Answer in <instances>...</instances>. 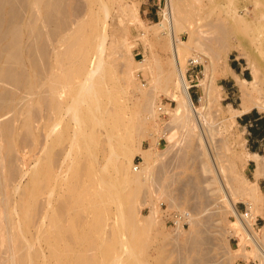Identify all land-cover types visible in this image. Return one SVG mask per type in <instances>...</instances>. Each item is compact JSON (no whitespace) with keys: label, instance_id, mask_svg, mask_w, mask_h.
Here are the masks:
<instances>
[{"label":"rangeland","instance_id":"374dc122","mask_svg":"<svg viewBox=\"0 0 264 264\" xmlns=\"http://www.w3.org/2000/svg\"><path fill=\"white\" fill-rule=\"evenodd\" d=\"M106 1L108 7L110 6V12L108 14L109 19L107 18V48L103 56L106 61L108 75H106L107 84L103 87V96L100 99L110 109L123 106L125 109V117H133L131 123L138 121L137 119L139 117L144 120L145 124H142L144 128L137 125V128H139L136 129L135 122L133 124L137 131L141 128V132L139 130L140 133L135 132L132 124L127 127V130H123L127 139H130V137L133 138V140L130 139L133 143H130L127 139L124 140V143L132 144L135 151L132 166L137 168L145 161L144 155L138 151V148L144 150L153 149L151 153L155 159L152 162L151 174L144 181L139 194V200L136 204V211L139 212L135 217V221L138 224L137 228L120 229L123 235L122 238L128 239L130 249L135 252L134 256L138 257L136 260L139 259V263L177 264L179 255L176 252H169V250L173 245L183 244L188 239L189 232L192 228L184 212L186 211L185 209L188 210V206L196 205V213L198 214V219L201 221V227L205 231V235L207 237L208 235L210 236L211 244L204 247V249L206 248L205 252L207 254V247L210 248L208 258H212V261L204 262L205 264H217L219 262H227L228 264H260L259 260L255 257L251 242L246 240L242 242L238 236L228 238V232L232 227L238 226V221L229 209L224 207L222 209V207L220 208L214 204V197L221 196V193L219 194L218 190H216V188L219 189L220 187V180L217 179L210 169L212 165H218L219 169L220 167L223 169L220 179L224 182L226 188L228 186L232 187L234 177H239L243 182L244 180L247 182V186H251L249 185L250 182L257 183L264 193V177L259 179L255 178L256 164L253 162L250 163L249 161L242 164L236 160L237 156H246L248 152V143L244 129L239 125L238 117H232L230 113L232 112V108H240L242 97L236 78L232 74H228L227 76L221 74V67L229 66L234 68L241 79L253 80L255 73L263 80L264 43L253 40L252 38L253 28L256 26L255 19L251 17L253 10L251 2L254 0H184L183 3L188 8L183 9L185 11L184 13L197 9L199 16L203 15L205 11L214 12L211 14L212 16L204 18L203 20L199 18L194 24H191L195 20L194 18L183 22L182 29L178 31V37L186 44L181 49V63L183 64L189 83L190 95L196 105L201 106L204 104L200 108L204 113L208 114L205 121L206 127L211 130L209 149L200 145L197 129L195 131H189L186 128L171 124L173 119V115L171 114L177 107V102L173 101L172 97L164 89L159 88L155 91L157 99L155 100L154 107H164V110L157 114V117L146 118V114L143 115V110H141L142 113L139 112L142 108L141 93L149 91L152 87L151 77L153 73H157L160 65L168 66L172 60L169 36L163 34L165 30H162V28L155 27L164 20L167 0ZM82 2L86 5L85 0H82ZM99 4L98 1H93L92 9H94L95 15H98L97 17H103V8ZM122 6H129L132 10L131 16H123V23L119 17ZM229 9H233V11L237 9L239 13V16L237 15L238 24L235 23L233 25L230 24L232 23L231 21H228L225 10ZM205 16L203 15V17ZM220 17L225 19V24L231 29L228 37V41L232 45L230 54L228 57L224 55L217 57L216 67H207L209 65L207 59L200 61L197 66L193 67L190 65V61L194 56L192 49L195 48L197 42L213 44L218 35L215 30L210 29L209 23L212 22L213 24L214 21L212 20L219 19ZM158 31L162 38L159 42L155 40L154 36L155 32ZM203 31L205 32L203 33ZM62 48L65 49L64 46ZM119 77L121 78L119 80L120 83H118L121 84L119 85L120 87L117 86V83L115 85V80ZM128 77L129 79H126ZM207 79H212L209 85L211 87L210 99L213 101L212 107L208 106V108L203 100V97L207 93L205 86ZM79 82V79L75 80L69 86L70 88L67 89L68 92L64 94L62 99L66 104L71 103L69 96H75L74 92ZM261 86L263 90L257 95V103L260 107H254L255 109L253 108L251 112L264 116V80ZM171 89L176 95L180 96V90L178 88ZM110 93L111 95H109ZM110 96L114 98L113 103L110 100L107 101ZM35 106L33 105V110H39L40 107L38 105ZM69 114H65L63 117L64 120L61 122V127L65 131L64 140L61 144H55L51 141L49 147L45 146V143L49 139H46V132L43 130L45 123L44 117L36 121L35 127H38L37 131L29 135L30 137L25 138L26 141L22 140L24 137L23 132H17L13 137H4L1 139L3 148L0 150V165H5L4 162L6 160L13 158V161H11L17 174L14 181H10L9 187L6 188L7 190L5 189V197L9 201L6 210L8 216L4 208L0 209V264H11L4 259L5 252L10 248L4 235V231H8L5 227L7 224L11 225L10 231L15 235V242L11 243L12 246H10L12 248L18 245L19 247H24V242L18 244L21 240L20 230L24 228L23 215L26 208L30 205L35 192H37V203L35 204L34 210L30 213L34 219V225L30 228L32 233L41 236V240L36 245V251L40 252L43 249L46 252L45 254H48L47 246L42 240L46 235L53 234L54 227L48 223L50 220L47 218L44 219V225L41 221H43L42 216L44 215L46 200L49 199L48 191L51 187L54 192L50 199L52 206L49 212L53 214L61 203H64L66 206V210L62 213L63 217L61 216L62 214L59 215L62 225L61 240H59L61 252L65 253L64 249L74 250V248H78L76 237L90 236L92 240L95 237V241L98 240L97 244H106L113 234H117L114 231L116 228L113 229L111 227V223L113 224L117 219L116 213L114 214L115 205L113 204L110 206V214L109 217L107 216L110 219L107 220V226L103 233L96 232L90 225L94 219V215L90 209L86 210L84 207L85 205H89L93 197V192L95 191L93 184L97 178L96 170L101 167L98 165H105L102 160L106 152L102 153L103 147L99 145L96 147V143L93 140L91 142L90 139L94 137L91 135L94 132V127L91 124H87L86 127L84 126V134L90 139L87 137L84 140V136H81V138L79 134L78 140L80 138L81 140L78 141L77 137L76 142L70 144L71 137L74 131L76 132V130H73V126L75 124L74 128L77 129L76 127L78 125L74 120H71L72 117L69 118L71 116ZM142 119L140 121L143 122ZM73 122L75 123L73 124ZM170 127L171 131L168 130L174 136V143L171 151L165 154L171 143L164 133ZM262 128L264 129V126ZM103 130L102 128L101 131L103 132ZM104 138V135H101V139L103 140ZM82 140L88 142L87 144L85 143L86 146H84ZM9 142L12 145L10 150H8ZM91 146L94 147L93 149L95 151L90 150L92 148ZM64 150H71V155L63 165V173L58 177L56 174V165L54 164L60 158L58 153ZM41 152L44 153L41 154ZM45 154L47 155L45 156ZM94 156L100 158V161L97 162L98 164L94 161ZM50 162L51 165H49ZM233 165H236V167L233 168ZM132 171L133 173L136 172L134 169ZM0 172L4 174L5 169H0ZM187 181L193 182L195 188L190 185L186 186L184 193V202L186 201V204L183 205L185 208L177 209L170 207L167 197L162 193L167 191L173 193L174 190H179L182 184ZM18 184L21 185L16 191L15 189L18 187ZM164 187L165 190L163 189ZM213 189L217 193L213 194ZM76 195H79L81 200L78 204L73 200V197ZM247 203H249L248 200L238 195L236 207L240 212L243 213L245 211ZM157 205L159 211L155 213L153 220L146 219L151 215L153 207L155 208ZM255 217V220H257L254 226L255 232L259 236H262L264 232V211L262 213L256 212ZM64 218L66 221H64ZM18 223L20 229H18ZM40 223L43 225L42 228H39ZM179 226H181L183 232L178 230ZM242 246L247 250L246 256L240 253ZM236 250L240 254L236 253ZM132 251L130 252L133 255ZM71 257L72 253H70ZM64 260L65 258L62 257V264L65 263ZM40 264H43V261Z\"/></svg>","mask_w":264,"mask_h":264},{"label":"bare ground","instance_id":"6f19581e","mask_svg":"<svg viewBox=\"0 0 264 264\" xmlns=\"http://www.w3.org/2000/svg\"><path fill=\"white\" fill-rule=\"evenodd\" d=\"M85 1L86 5L82 0H0V150L3 148L1 139L13 137L17 132H23L24 137L22 136V140L26 141L25 138H28L29 135L37 131L38 127H35V123L41 117L45 119L43 130L46 132V139H49L47 142L45 139V146L47 147L50 146L51 141L55 144L63 143L65 131L61 127V122L64 120L65 114L70 113L71 116L69 118L72 117L71 120H74L78 125L77 129H75V122H73V130H76V132L74 131L73 133L71 131L73 135L70 144L75 143L77 137V140L79 139V134L80 137L84 136L83 138L86 140L88 136L84 134V126L86 127L87 124H91L94 127V132L91 135L94 137L92 139L88 137V139L91 142L93 140L96 143V147L98 145L102 146V153L106 152V154L102 160L105 165H98L101 166L99 169L96 166L98 169H95L97 171V178L93 184L95 191L89 205H85L84 208L86 210L90 209L94 215V219L90 224L91 227L96 232L103 233L107 226V220L110 219L107 218L110 214V206L112 204L115 205L114 214L116 213L117 219L113 224L111 223V227L117 229L114 230L117 234H113L106 244H97L98 240L95 241V237L94 240L90 236L76 237L78 248L76 247L74 250L66 249L67 251L64 249L65 253L61 252L59 240H61L62 225L59 215L66 210V206L64 203H61L54 213L52 211L53 214L49 212L52 206L50 199L54 192L51 187L48 191L49 199L46 198L47 203L44 208V215L42 216L43 221L40 219L44 225V219L47 218L50 220L48 223L54 227L53 234L46 235L42 240L47 246L48 254L46 255L43 249L40 252L36 251V245L41 240V236L32 233L30 228L34 225V219L30 213L34 210L37 203V192H35L30 205L26 208L23 215L24 228L20 230L21 240L18 244L24 242V247H19V245L17 246L18 248L16 246L14 248L11 247V243L15 242V235L10 231L11 225L7 224L5 226L8 231H4V235L10 248L5 252L4 259L11 264H40L41 261H43V264H62V257L65 258L64 264H145L141 260V263H139V259L136 260L138 257L134 256L135 252L130 249L128 239L122 238L123 235L120 229L137 228L138 224L135 221V217L139 212L136 211V204L139 200L141 187L152 171V162L155 160L151 153L153 149L144 150L138 148V151L144 155L145 161L139 167L134 168L132 163L135 151L132 144H130L133 143L130 140H133V138L127 139L123 130H127V127L132 124L136 133L139 130L141 132V128H144V126L142 127V124H145L144 120L136 116L138 121L133 120L136 124L135 126L133 125L134 122L131 123L133 117H125L123 106L110 109L100 99L103 96V87L107 84L106 75H108L103 54L107 48V18L110 6L108 7L106 0ZM93 1H98L101 4L103 17L95 15L94 9H92ZM183 3L184 0H167L164 20L155 26L165 30L163 34L169 36L172 60L168 66L160 65L157 73H153L151 77L152 87L149 91L141 93L142 106H140L142 108L139 112L143 110V115L146 114V118L157 117V114L161 113L164 107H154L155 100L157 99L155 91L159 88L164 89L172 97V100L177 102V107L171 114L173 115L171 124L186 128L189 131L197 129L200 145L209 149L211 130L206 127L205 121L208 114L204 113L200 108L204 104L201 106L196 105L190 95L189 83L185 75V69L181 63V49L186 44L178 37V31L182 29L183 22L194 18L195 20L191 23L194 24L199 18L201 20L208 18L214 12L205 11L203 14L206 15L205 17L203 15L199 16L198 9L184 13L183 9L188 8ZM251 4V7H253L251 17L256 21V26L253 28L254 32L251 31L253 33L252 38L264 43V0H254ZM237 9H234V11L233 9L225 10L228 21L232 22L230 24L235 25V23H239L237 21V15L239 14ZM131 14L132 10L129 6H122L121 15L119 16L122 20L121 22L123 23V16L129 17ZM212 21H214L213 24L212 22H208L210 29L215 30L218 35L213 44L197 42L195 48L192 49V54L194 55L192 59L195 62L207 59L209 64L207 67H216L217 57L221 55L228 57L232 49V45L228 41L231 29L225 24V19L220 17ZM198 28L200 27L198 26ZM154 36L157 42L161 41L162 38L159 31L155 32ZM63 46L65 49L62 48V50L61 47ZM123 70L120 71L124 72L125 70ZM126 72L128 73V71ZM221 74L224 76L232 74L240 86L242 97L240 108H232V112H230L232 117L247 113L254 107H260L257 103V95L263 90L261 85L263 84L264 75L263 80L255 73L253 80L241 79L234 69L229 66L221 67ZM129 77L126 79H129ZM77 79L80 82L76 85L75 96L70 95L71 103L66 104L62 98L68 92L69 86ZM119 80H121L120 77L115 80V85L116 83L117 86L121 85L118 84L120 83ZM211 80H206L207 93L203 97L207 108L208 106L212 107L213 104V101L210 99L211 87L209 82ZM175 87L180 90V96L172 91L171 88ZM109 100L110 102L114 101L113 96H110L107 101ZM33 105H38L40 107L39 110H33ZM136 122L139 123L137 124ZM137 125L141 127L138 131L136 130L139 128H137ZM171 127L167 128L164 133L171 143L165 154L171 151L174 143V136L170 132ZM102 128L104 129L103 132L101 131ZM101 135L105 137L103 140L101 139ZM126 139L130 143H124ZM84 140L82 141L84 146H86L85 143L87 144L88 142H84ZM76 145L74 144V146ZM91 147V149H87L95 151L94 147ZM11 148L12 145L9 142L8 150ZM43 153L41 152V154ZM70 153L71 150H64L58 153L60 158L54 164L56 165L58 177L63 173V165L71 155ZM94 157L98 160L94 159L96 163L100 161L98 156ZM250 157L256 160L255 178L264 177V157L247 153L246 156H237L236 160L245 164ZM11 160L3 161L5 165H0V169H5L4 174L0 172V209L4 208L6 213L9 201L5 197V189L9 187L10 181H14L17 174L14 165H12L13 160ZM49 165H51V162ZM235 167L236 165H233V168ZM132 169L136 170V172L133 173ZM210 169L217 179L220 180V187L219 189L216 188V190H218L219 194L221 193V196L214 197V204L220 208L222 207V209L223 207L229 209L238 221V226L232 227L228 232V238L238 236L242 242L243 240L251 242L255 257L259 260L260 264H264V232L262 236H259L255 232L254 227L256 222L255 213H262L264 211V193L257 183L250 182L249 185L251 186H247V182L245 180L243 182L239 177H234L232 187L228 186L226 188L224 182L220 179L223 169L221 167L219 169L218 165H212ZM20 185L16 186V191L20 188ZM187 185L194 187L193 182L187 181L182 184L179 190H174L173 193L168 191L162 193L167 197L170 207L177 209L185 208L183 206L186 204V201L184 202V193ZM96 186L98 187L96 188ZM163 189L165 190V187ZM216 190L213 189L212 193H217ZM238 195L249 201L247 206L250 214L247 219H243L237 212L236 199ZM73 198L76 204L79 201L81 202L79 195ZM211 198L213 199L212 196ZM157 207L158 205L155 208L153 207L151 215L146 219L153 220L155 213L159 211ZM187 208L188 210L185 209L184 213L192 228L188 239L183 244L173 245L169 252H176L179 255L177 264H201L212 261V258H208L210 248L207 247V254L205 252L206 248L204 249V247L211 244L210 236L208 235L207 237L201 227V221L198 219V214L196 213L197 206L192 205ZM61 216L63 217V214ZM64 221H66L65 218ZM41 223L40 225L38 224L39 228L43 227ZM18 229H20L19 223ZM181 229V226H179L178 230L182 231ZM38 248L40 247L38 246ZM130 251H132L133 255ZM235 252L246 256L247 250L242 246L240 253L238 250ZM70 253H72L71 258ZM190 261L192 262L190 263ZM217 264L228 263L219 262Z\"/></svg>","mask_w":264,"mask_h":264},{"label":"crops","instance_id":"0c3cea01","mask_svg":"<svg viewBox=\"0 0 264 264\" xmlns=\"http://www.w3.org/2000/svg\"><path fill=\"white\" fill-rule=\"evenodd\" d=\"M232 80L234 79L232 78ZM237 117L239 125L244 129L246 141L248 143L247 153L250 155L264 157V129L262 128L264 126V116L259 113H252L249 111ZM248 161L256 164V160L254 158L250 157Z\"/></svg>","mask_w":264,"mask_h":264},{"label":"built area","instance_id":"2783aa9c","mask_svg":"<svg viewBox=\"0 0 264 264\" xmlns=\"http://www.w3.org/2000/svg\"><path fill=\"white\" fill-rule=\"evenodd\" d=\"M199 64V62H195L193 59H191L190 61V65H192L193 67L197 66ZM162 110V109H161ZM238 214L243 218V219H247L249 217L250 211L248 209V207L246 206L245 211L242 213L239 210H237ZM257 222V220H256ZM255 222V224H256Z\"/></svg>","mask_w":264,"mask_h":264},{"label":"trees","instance_id":"16d2710c","mask_svg":"<svg viewBox=\"0 0 264 264\" xmlns=\"http://www.w3.org/2000/svg\"><path fill=\"white\" fill-rule=\"evenodd\" d=\"M234 69V68H233Z\"/></svg>","mask_w":264,"mask_h":264}]
</instances>
